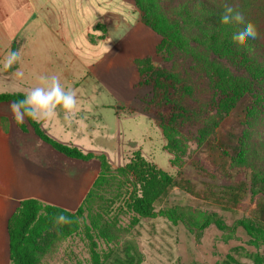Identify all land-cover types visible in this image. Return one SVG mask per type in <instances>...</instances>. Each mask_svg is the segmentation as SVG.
I'll list each match as a JSON object with an SVG mask.
<instances>
[{"label": "trees", "instance_id": "16d2710c", "mask_svg": "<svg viewBox=\"0 0 264 264\" xmlns=\"http://www.w3.org/2000/svg\"><path fill=\"white\" fill-rule=\"evenodd\" d=\"M216 1L219 3L211 0H131L139 11L140 22L161 37L156 46L157 53L176 66L174 58L180 55L189 62V70L204 81V87H199L198 92L207 94L206 109L212 115L198 129L199 142L205 143L226 118L238 119L236 132L229 137L233 141L229 146L232 152H229L233 154L234 161L252 167L253 173L249 180L226 188V192H208L205 197L227 208H234L248 195H262L252 214L238 220L236 225L245 230L250 242L264 246V174L258 170H264V0H227L233 6H238L247 20L254 21L258 26L259 38L247 41L243 47L232 40L233 34L243 26L221 24L219 16L225 0ZM20 48L21 42L15 41L11 51ZM217 61L228 63L239 74L223 70ZM134 65L139 79L133 87L147 88L150 95L139 97L140 106H131L129 110L141 111L157 118L168 143L172 145L178 141L176 134H180L174 123L186 114V110L174 98L176 85L182 78L177 73L156 71L149 57L136 58ZM16 67L4 73L11 74ZM185 91L187 95L188 88ZM23 95L21 92L2 93L0 103L20 99ZM17 125L23 131L29 125L42 141L60 154L90 162L97 176L76 211H68L37 199L20 202L8 221L10 264H44L45 250L39 239L48 230L57 229L53 226V220L60 213L73 220L72 224L63 226L71 229L72 233L82 231L83 227L90 242L92 264H104L111 259L114 264H131L132 257L121 256L123 251L120 249H117L118 252L114 250L113 255L101 254L98 250L97 240L101 237L107 243L119 245V235L115 239L110 238L107 233L110 223L96 208L103 209L106 206L107 188L116 177L106 154L84 153L75 146L58 142L46 134L40 124L30 119H26L25 124ZM222 152L228 156L224 148ZM116 174L124 178L120 182L119 194L124 202L123 212L132 214L133 226L142 219L163 217L174 226L182 222L198 230H204L212 223L220 229L225 227L223 220L216 215L196 221L193 214L185 210L174 207L157 209L174 187L195 195L197 193L188 181H178L146 160L140 151L135 152L124 167H119ZM86 213L89 223L85 221ZM112 225L116 230L115 222Z\"/></svg>", "mask_w": 264, "mask_h": 264}, {"label": "rangeland", "instance_id": "374dc122", "mask_svg": "<svg viewBox=\"0 0 264 264\" xmlns=\"http://www.w3.org/2000/svg\"><path fill=\"white\" fill-rule=\"evenodd\" d=\"M126 1L131 11L130 32L107 55L97 56L93 49L89 50L83 35L82 66L68 73L73 82L67 80L65 86L91 97L78 99L82 106L77 107L78 114L70 123L58 124L74 125L82 121V125L94 129L93 133L99 141L108 140L102 146L109 154L108 161L116 177L107 188L106 206L103 209L96 208L110 223L107 231L110 238L115 239L119 235V245L107 243L101 237L97 240L99 252L113 255L114 250L118 252L117 249H120L123 251L121 256L132 257L131 264H264V246L250 242L245 230L236 225L238 220L252 214L262 195H248L234 208H227L205 197L208 192H226V188L249 180L253 173L252 167L234 161L230 153L232 148L229 146L233 141L229 137L236 132L238 119L226 118L205 143L199 142L198 129L212 115L206 109L207 94L198 92L199 87H204V81L189 70V62L180 55L174 58L176 66L157 53L156 46L161 37L140 22L139 11L131 0ZM117 39V35L112 34L109 37L110 46ZM144 57L151 59L156 71L177 73L182 78L176 85L174 98L186 110V114L174 123L180 134H176L178 141L172 145L168 143L157 118L141 111L129 110L131 106H140L139 97L150 95L147 88L133 87L139 79L134 60ZM217 62L223 70L239 74L228 63ZM117 104L121 105L118 115L115 114L118 111ZM100 148L98 144L97 150H104ZM223 148L228 156L222 152ZM137 151L178 181H188L197 193L195 195L174 187L157 209L174 207L185 210L193 214L196 221L216 215L223 220L225 227L220 229L212 223L208 228L198 230L182 222L174 226L163 217L142 219L138 225H131L132 214L123 212L124 202L119 194L120 182L124 178L116 174V170L124 167ZM76 163L80 165L77 168L81 167L83 172H87L85 162L76 160ZM258 170L264 174L262 168ZM87 215L85 221L89 223ZM113 222L116 230L111 227ZM39 240L45 250L44 264H92L90 242L83 227L82 231L76 233L65 227L48 230ZM104 264H114L113 259Z\"/></svg>", "mask_w": 264, "mask_h": 264}, {"label": "crops", "instance_id": "0c3cea01", "mask_svg": "<svg viewBox=\"0 0 264 264\" xmlns=\"http://www.w3.org/2000/svg\"><path fill=\"white\" fill-rule=\"evenodd\" d=\"M126 2L0 0V62L11 51L12 44L20 41L22 63L17 67L24 73L22 78H17L15 69L6 75L0 64V94L26 93L43 74H58L65 85L67 80L73 82L68 73L82 66L83 35L88 49L103 56L130 32L131 11ZM112 34L118 39L110 46ZM76 93L77 99L91 97ZM9 103H0V264H10L8 221L21 201L37 199L73 212L81 206L97 176L90 162L80 160L87 166V172H83L81 167L77 168L78 159L57 152L29 125L25 131L21 130L9 112ZM117 105L116 115L121 106ZM61 122L67 123L63 114L58 113L40 127L58 142L75 146L84 153H104L109 157L102 146L108 140L99 141L92 127L82 125V121L58 125ZM98 144L104 150L98 151Z\"/></svg>", "mask_w": 264, "mask_h": 264}, {"label": "clouds", "instance_id": "9594fccd", "mask_svg": "<svg viewBox=\"0 0 264 264\" xmlns=\"http://www.w3.org/2000/svg\"><path fill=\"white\" fill-rule=\"evenodd\" d=\"M219 18L223 25L243 26L232 36L233 42L238 46L243 47L247 41L259 38L257 24L247 20L244 12L238 6L228 3L227 0L222 5ZM108 51L110 52V48ZM21 63L22 51L19 49L9 51L0 62L4 70L13 69ZM14 75L22 78L24 73L16 67ZM8 107L17 124L24 123L26 119L38 124L46 123L55 119L58 113H62L64 121L70 123L76 114L78 99L76 91L66 87L58 74H43L39 76L35 86L24 93L22 98L12 100ZM72 223L73 220L63 213L57 214L53 220V226L57 229Z\"/></svg>", "mask_w": 264, "mask_h": 264}]
</instances>
